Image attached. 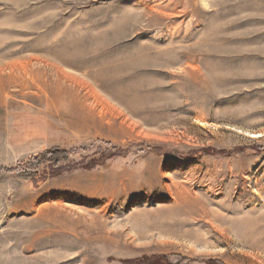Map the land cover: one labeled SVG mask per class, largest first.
I'll return each instance as SVG.
<instances>
[{
  "label": "rangeland",
  "instance_id": "1",
  "mask_svg": "<svg viewBox=\"0 0 264 264\" xmlns=\"http://www.w3.org/2000/svg\"><path fill=\"white\" fill-rule=\"evenodd\" d=\"M166 260L264 264V0H0V264Z\"/></svg>",
  "mask_w": 264,
  "mask_h": 264
},
{
  "label": "bare ground",
  "instance_id": "2",
  "mask_svg": "<svg viewBox=\"0 0 264 264\" xmlns=\"http://www.w3.org/2000/svg\"><path fill=\"white\" fill-rule=\"evenodd\" d=\"M57 65V64H56ZM57 69L60 71H62V66L60 65H57ZM64 73H67L65 70H63ZM46 75H47V72H42V73H38L36 74L35 76H33L32 78V81L34 82H38L40 83L39 85H42L43 87L46 86L47 84H49V86L51 84H53L52 86H60L61 88L63 86H67L65 83L67 82H64V80H75L74 77L72 76H67L66 79H62V78H58L56 79L55 81H51V82H44L45 79H46ZM47 80V79H46ZM19 82H22V80L20 81L18 79ZM17 81V78L15 76H11L7 83L8 84H14ZM23 87H26V88H29V83L26 81L25 83L22 84ZM76 95L78 94V91H75L74 92ZM57 92L54 93V95H56ZM7 95V91H3V96H6ZM55 102V101H54ZM167 190V189H166ZM92 191V190H91ZM99 191V190H98ZM98 191L96 192H90L89 193V196L90 198H94V199H98L99 201L103 202L104 198L100 197L101 194L98 193ZM101 192V191H100ZM116 192V191H115ZM128 192V191H127ZM168 193L170 194H174V190L172 189H168L167 190ZM130 193V192H128ZM106 194V193H105ZM127 194V193H126ZM176 194H178L176 196V198L172 201H170V203L168 205H165V206H162L158 209H156L155 211H187V210H192L193 208L191 206L195 205L196 202H193V200L191 198H188L184 193L182 192H179V191H176ZM125 195V194H124ZM128 195V194H127ZM126 195V196H127ZM105 197V195H104ZM115 197V196H114ZM112 195L109 196L107 199L108 200H112L114 198ZM116 198V197H115ZM119 198V197H118ZM117 198V199H118ZM103 199V200H102ZM119 200V199H118ZM111 203V201H110ZM109 203V204H110ZM60 204V203H59ZM57 204V205H59ZM107 205V204H105ZM108 206V205H107ZM110 206V205H109ZM105 207V206H104ZM57 209H51L50 206H46L44 207V209L41 207H38L36 210L37 211H40L41 213L42 212H47V211H50L48 214L50 215H53L54 217H59V220H63V222L65 224L63 225H82L83 227H85L86 229H88V232L90 231L91 232H94V231H98L99 229L101 230H105L106 226L109 225V222H111L110 220H113V218L116 220V222L118 223H121V222H130L131 219H128V217H125L123 216L124 214L121 213L120 211H117L115 212L116 215H118V217L120 216H123L124 219H119L118 217L115 216V213H112V214H108L109 211H73V212H76V213H79V217L77 219H75V221H73L74 219L71 218V215H72V211H66V213H61L59 211H62V209H60L61 207L60 206H56ZM75 209V208H74ZM91 209V208H90ZM94 209V208H93ZM102 209V208H101ZM67 210V208H66ZM72 210V209H71ZM86 210H89L86 208ZM204 210V209H203ZM140 211H148V210H140ZM151 211V210H150ZM65 212V211H64ZM108 216V217H107ZM73 217V215H72ZM111 218V219H110ZM77 220V221H76ZM115 222V221H114ZM115 222V223H116ZM72 223V224H71ZM125 225V224H124ZM74 227V226H73ZM157 228H160V223H151L150 225L148 224V228H147V232H149L150 230H155ZM75 228V227H74ZM155 228V229H154ZM162 229V226L161 228ZM162 231H168L167 228H163ZM146 232V233H147ZM108 233V232H107ZM43 234V233H42ZM150 234V233H149ZM149 234H146L145 236H149ZM152 234V233H151ZM40 235V233H39ZM141 235V234H140ZM156 235V234H155ZM144 236V235H143ZM37 237V235L35 236ZM144 238V237H143ZM36 239V238H35ZM93 239V238H92ZM58 257V256H57ZM48 260V259H47ZM46 260V262H47ZM50 260V259H49ZM52 260V259H51ZM50 260V261H51ZM68 260V259H67ZM43 261V260H42ZM42 261H41V264H42ZM65 261V260H64ZM39 262V261H38ZM37 262V263H38ZM45 262V261H44ZM59 263V262H58ZM62 264V263H61Z\"/></svg>",
  "mask_w": 264,
  "mask_h": 264
},
{
  "label": "trees",
  "instance_id": "3",
  "mask_svg": "<svg viewBox=\"0 0 264 264\" xmlns=\"http://www.w3.org/2000/svg\"><path fill=\"white\" fill-rule=\"evenodd\" d=\"M69 154L67 151L65 150H60V149H57V150H53V151H48L46 153H44L40 158H37V160L34 162V164H38L39 166L43 165V163H46L49 165L48 169H53L52 167L60 161L62 160H67L69 158ZM33 165V163L31 164ZM35 165V166H36ZM34 166V167H35ZM37 170V168H36ZM40 171V170H38ZM161 260H165L164 258H160ZM157 264H170V262H168L167 260L165 262H159Z\"/></svg>",
  "mask_w": 264,
  "mask_h": 264
}]
</instances>
